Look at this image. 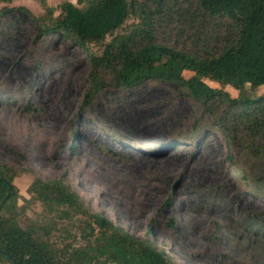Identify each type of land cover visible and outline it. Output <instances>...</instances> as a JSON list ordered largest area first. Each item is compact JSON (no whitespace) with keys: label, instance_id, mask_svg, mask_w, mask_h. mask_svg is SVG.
<instances>
[{"label":"rangeland","instance_id":"374dc122","mask_svg":"<svg viewBox=\"0 0 264 264\" xmlns=\"http://www.w3.org/2000/svg\"><path fill=\"white\" fill-rule=\"evenodd\" d=\"M61 1H0V164L16 173L19 223L39 227L65 263L101 241L99 216L179 264H264V163L252 160L246 138L230 144L216 120L166 83L107 85L84 104L90 55L102 50L37 37L33 21L43 3ZM162 39L189 45L177 33ZM36 177L62 180L89 214L44 207L28 191Z\"/></svg>","mask_w":264,"mask_h":264},{"label":"trees","instance_id":"16d2710c","mask_svg":"<svg viewBox=\"0 0 264 264\" xmlns=\"http://www.w3.org/2000/svg\"><path fill=\"white\" fill-rule=\"evenodd\" d=\"M43 5L44 16L33 20L37 37L58 34L83 50L90 45L102 50L90 55L92 86L84 104L107 85L119 91L148 82L175 85L219 123L230 144L246 138L252 160L264 163V93H255L264 86V0H62L57 7ZM173 33L185 37L188 47L162 39ZM187 71L193 73L189 78ZM198 132L199 127L193 133ZM15 177L0 164V264H179L154 242L139 240L99 216L94 218L103 230L101 241L75 250L71 263L62 262L39 227L19 223ZM28 191L50 210L67 206L89 214L62 180L36 177Z\"/></svg>","mask_w":264,"mask_h":264}]
</instances>
